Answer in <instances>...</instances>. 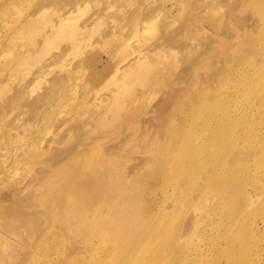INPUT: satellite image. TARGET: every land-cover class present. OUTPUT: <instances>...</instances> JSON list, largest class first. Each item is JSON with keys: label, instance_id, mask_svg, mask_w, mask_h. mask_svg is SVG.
<instances>
[{"label": "rangeland", "instance_id": "obj_1", "mask_svg": "<svg viewBox=\"0 0 264 264\" xmlns=\"http://www.w3.org/2000/svg\"><path fill=\"white\" fill-rule=\"evenodd\" d=\"M50 1L0 0V105L10 107L0 112L18 122L19 103L81 66L80 96L60 102L56 123L42 122L35 143L48 153L81 144L71 199L80 198L74 185L85 186L90 213L53 218L49 229L60 235L30 264H264V0ZM150 3L171 9L176 26L185 13L199 15L189 37L202 54L188 77L180 67L195 46L168 57L148 48L166 11L144 22L147 30L125 26ZM111 30L128 39L116 46L102 37ZM138 34L149 41L136 48L141 57L148 51L144 69L158 64L142 81L115 77L111 65L91 73V52L111 64ZM132 56L124 53L121 67ZM42 165L11 163L5 177L15 172L27 185L35 175L47 187L37 179Z\"/></svg>", "mask_w": 264, "mask_h": 264}, {"label": "bare ground", "instance_id": "obj_2", "mask_svg": "<svg viewBox=\"0 0 264 264\" xmlns=\"http://www.w3.org/2000/svg\"><path fill=\"white\" fill-rule=\"evenodd\" d=\"M49 2L51 1L49 0ZM71 3H73V1ZM155 4L150 3L149 6L147 5L145 8H140L139 10L126 15L124 17V19H126L125 26L126 24H130L129 26L131 27L134 25H140L141 28L142 24L146 21H148L147 25H151V22L149 23L150 19L155 21V17H157L162 10L166 11L165 17L170 16V19L161 24V32H157L159 33L157 34L158 36L155 37V40L148 48L153 49L152 51H154V54H161V56L165 54L168 57L167 52H169L170 49L171 51H174L173 49L175 48V51H178L177 54L179 53L177 47L182 50L184 49L183 51L185 52L186 50V54L183 51L180 52L187 55V47L190 46L189 48H192L195 46L194 51L196 54L190 55V51V56L188 55V58H186L187 60H185L186 63H183V68L180 67V69H182L181 71L186 74L185 76H187L193 65L195 64L197 66L198 61L201 59L200 56L202 52L199 53L200 51L198 49H200L199 46H202L203 44H200L199 39H195L194 41L196 42L194 43V41H191L194 38L191 39L189 37L191 34L189 32H191L195 27L193 20L199 19L200 17L199 15H191L190 17L189 14H193L192 12L189 14L185 13L183 16V24L179 23V26H176L177 18L173 14L172 10L165 9L162 4ZM65 25H67L66 21L60 23V26L62 27ZM154 25H156V23H154ZM145 28L147 30V26H144L143 30H145ZM143 30L141 31L139 29L138 33H143ZM117 31L118 30H111L104 32L102 37L111 36L114 40H117L116 37L119 36V32ZM126 31H128V27ZM123 37H127V35ZM141 37L139 35L138 40H134L131 44L122 47V50L120 49L118 53L112 56L113 59L111 60V64H109V62L104 60L101 56H97L96 53L91 52L89 54V59L95 60V63L92 64L91 73L97 74L98 71V74H102L107 70L106 68H108V65H111L113 68H110L111 70H109V72H112L115 77L119 75L118 77H120L121 80L125 78L131 79L129 82L131 84L134 81L136 82L135 79H139L150 69L153 70V68H156L158 66L157 63H148V66L151 68L144 69L146 64V61L144 60L149 57V54L147 53L148 51L144 50V58L139 56V52L136 48L144 46L149 41H147L146 37L145 39L144 36L143 38ZM127 39L128 38H124L122 41L119 39L115 42V45H122V43H125ZM196 47L199 52H196ZM65 50L67 49L63 48V51ZM149 51L151 52V50ZM126 52L132 54L133 56L130 60L131 62L129 61V64L122 65L121 67L120 57H122L124 53L126 54ZM145 52L148 55H146ZM185 55L183 56L185 57ZM89 59L87 57V60ZM180 61L178 62L181 63L182 66L183 61ZM75 66L77 67L74 70L72 69V71L62 76L58 73L59 76L57 75L56 77L55 75L54 79L51 78V86L44 89L41 94L31 101L25 100L18 104L17 111L19 112L18 116L20 118H18L16 114L18 118L16 119L19 123H13L14 120L12 118H15V116L11 118V122L10 120L8 122H4L5 119L3 118V115H1L3 112H0V264H30L31 261L36 259L37 254L42 253L41 244L44 245V249H50L51 246L49 243L54 244L58 239L60 232L58 231V233L54 235L53 230L49 229V224L52 223L53 218L60 215L63 216L59 218L60 221L66 217L69 222H71V219L78 220V218L90 213V207L84 205V203L88 200L86 197L85 186L79 185L76 187V185H74L76 191L79 190L78 192L80 194V198L78 200L75 198L71 199V193L74 188L71 182L76 179L77 171V168L72 165L73 162L71 161V158L74 155L73 153L76 154V152H78L77 149L81 144H79L76 149L75 147L77 144H74V148L73 145L66 144L57 147L56 149L53 148L54 150H50L48 153V150H43L42 146H40V149L39 145H41L42 142H39V140L37 141V139H39V133L42 131V129L38 126L42 122L52 124L56 123L55 116L53 115L56 113L60 102L67 96H72L74 99H78L77 97L80 96L79 89L75 81L77 79L76 70L80 69L81 66ZM140 79L142 81V78ZM24 89L25 88H23V91ZM21 90H18L17 95L22 92ZM21 94L23 95V92ZM116 98L117 97L114 99ZM101 101L102 100L96 101V108H101L99 106ZM4 105L5 104H3V106ZM3 106L0 107L3 111L7 108L10 109V107H7L8 105H5L6 107ZM110 110L111 105L107 111ZM16 119L15 121H17ZM70 125L72 126L73 123ZM35 141L40 144L38 145ZM43 146H45V144ZM45 147L48 148V146ZM17 150H20L19 155H16ZM34 162H39L41 165L43 164L37 172L40 170L44 176H40L37 179H40L41 177L43 178H41L42 181L46 179V181H48L47 183H50L49 186L45 187L44 184L42 187V183H40L41 180H36L34 178L36 177L35 175L33 178L37 181L36 184H34V179L31 177L32 179H29L30 181L27 182V185L23 178L18 175H13L15 173L14 171L13 174H8L5 177V172L8 171V166L11 163L16 165L26 163L31 164ZM31 182H33V185ZM23 191H25V193ZM43 233L45 234L43 235ZM34 236L35 238H38L35 241L33 240ZM43 253L48 254L49 252L44 250ZM69 254L70 250L67 252L66 256ZM42 264H58V262L48 260Z\"/></svg>", "mask_w": 264, "mask_h": 264}]
</instances>
